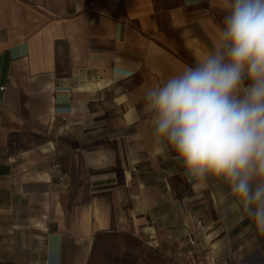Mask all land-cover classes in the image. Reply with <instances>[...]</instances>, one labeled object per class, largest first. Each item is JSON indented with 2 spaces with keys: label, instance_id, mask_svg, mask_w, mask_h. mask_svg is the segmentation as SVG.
<instances>
[{
  "label": "crops",
  "instance_id": "0c3cea01",
  "mask_svg": "<svg viewBox=\"0 0 264 264\" xmlns=\"http://www.w3.org/2000/svg\"><path fill=\"white\" fill-rule=\"evenodd\" d=\"M226 8L0 0V264H87L111 234L166 264H264L227 185L194 187L143 111L145 88L215 43Z\"/></svg>",
  "mask_w": 264,
  "mask_h": 264
},
{
  "label": "clouds",
  "instance_id": "9594fccd",
  "mask_svg": "<svg viewBox=\"0 0 264 264\" xmlns=\"http://www.w3.org/2000/svg\"><path fill=\"white\" fill-rule=\"evenodd\" d=\"M142 103L194 187L226 184L231 207L264 234V0H227L215 43Z\"/></svg>",
  "mask_w": 264,
  "mask_h": 264
},
{
  "label": "rangeland",
  "instance_id": "374dc122",
  "mask_svg": "<svg viewBox=\"0 0 264 264\" xmlns=\"http://www.w3.org/2000/svg\"><path fill=\"white\" fill-rule=\"evenodd\" d=\"M96 251L95 255L94 244L87 264H166V261L159 258V252L148 245L144 253L140 243L130 235H105L97 244ZM140 253H144L143 258L139 257Z\"/></svg>",
  "mask_w": 264,
  "mask_h": 264
},
{
  "label": "built area",
  "instance_id": "2783aa9c",
  "mask_svg": "<svg viewBox=\"0 0 264 264\" xmlns=\"http://www.w3.org/2000/svg\"><path fill=\"white\" fill-rule=\"evenodd\" d=\"M206 11H207L208 13H210L209 6L206 7ZM0 88L3 89L4 86H1ZM132 171H134V172H138V170H137L136 168H132ZM195 228H196V230H200L201 228H203V224H202V222H201L200 220H197V221H196V223H195Z\"/></svg>",
  "mask_w": 264,
  "mask_h": 264
}]
</instances>
